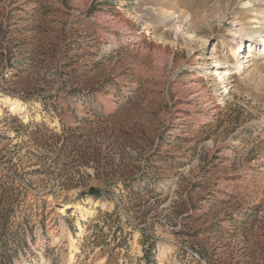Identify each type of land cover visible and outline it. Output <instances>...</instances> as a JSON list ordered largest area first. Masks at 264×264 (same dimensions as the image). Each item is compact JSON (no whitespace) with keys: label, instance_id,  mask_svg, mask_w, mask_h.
Instances as JSON below:
<instances>
[{"label":"rangeland","instance_id":"rangeland-1","mask_svg":"<svg viewBox=\"0 0 264 264\" xmlns=\"http://www.w3.org/2000/svg\"><path fill=\"white\" fill-rule=\"evenodd\" d=\"M261 30L264 0H0V264H264Z\"/></svg>","mask_w":264,"mask_h":264},{"label":"bare ground","instance_id":"bare-ground-1","mask_svg":"<svg viewBox=\"0 0 264 264\" xmlns=\"http://www.w3.org/2000/svg\"><path fill=\"white\" fill-rule=\"evenodd\" d=\"M258 32V31H257ZM264 33V30H261L260 31V35L259 37H255V38H252L253 35H250L249 36V51H252L253 47L254 46H258L260 47L259 51L261 54H263V50H264V40L262 39V34ZM251 34V33H249ZM254 34V33H253ZM248 55H250V52L247 53ZM228 93V92H227ZM73 205L71 203H66L64 204V207L65 208H71ZM85 218V214L81 215L80 220L84 219Z\"/></svg>","mask_w":264,"mask_h":264},{"label":"trees","instance_id":"trees-1","mask_svg":"<svg viewBox=\"0 0 264 264\" xmlns=\"http://www.w3.org/2000/svg\"><path fill=\"white\" fill-rule=\"evenodd\" d=\"M92 192H95V190H92Z\"/></svg>","mask_w":264,"mask_h":264}]
</instances>
